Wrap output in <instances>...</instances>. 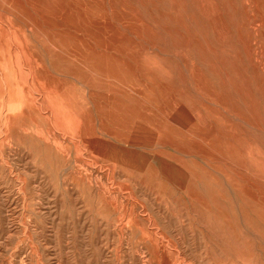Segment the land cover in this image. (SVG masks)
Masks as SVG:
<instances>
[{
	"label": "rangeland",
	"instance_id": "obj_1",
	"mask_svg": "<svg viewBox=\"0 0 264 264\" xmlns=\"http://www.w3.org/2000/svg\"><path fill=\"white\" fill-rule=\"evenodd\" d=\"M0 264H264V0H0Z\"/></svg>",
	"mask_w": 264,
	"mask_h": 264
},
{
	"label": "bare ground",
	"instance_id": "obj_2",
	"mask_svg": "<svg viewBox=\"0 0 264 264\" xmlns=\"http://www.w3.org/2000/svg\"><path fill=\"white\" fill-rule=\"evenodd\" d=\"M16 49V48H15ZM75 55V54H74ZM80 57V56H79ZM140 83V82H139ZM36 105V104H35ZM81 127V126H80ZM87 130V129H86ZM82 131V130H81Z\"/></svg>",
	"mask_w": 264,
	"mask_h": 264
}]
</instances>
